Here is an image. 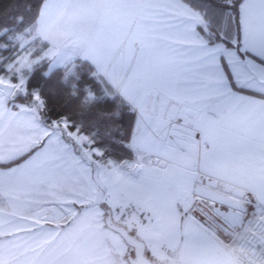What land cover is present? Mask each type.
<instances>
[{
	"label": "snow or ice",
	"instance_id": "snow-or-ice-1",
	"mask_svg": "<svg viewBox=\"0 0 264 264\" xmlns=\"http://www.w3.org/2000/svg\"><path fill=\"white\" fill-rule=\"evenodd\" d=\"M0 264H264V0H0Z\"/></svg>",
	"mask_w": 264,
	"mask_h": 264
},
{
	"label": "trees",
	"instance_id": "trees-1",
	"mask_svg": "<svg viewBox=\"0 0 264 264\" xmlns=\"http://www.w3.org/2000/svg\"><path fill=\"white\" fill-rule=\"evenodd\" d=\"M7 3H8V0H3L4 5H7Z\"/></svg>",
	"mask_w": 264,
	"mask_h": 264
}]
</instances>
